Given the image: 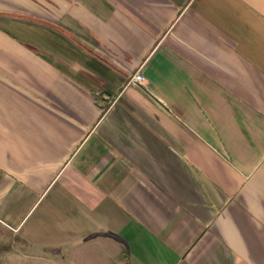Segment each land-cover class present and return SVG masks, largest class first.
I'll return each instance as SVG.
<instances>
[{"label":"crops","instance_id":"obj_1","mask_svg":"<svg viewBox=\"0 0 264 264\" xmlns=\"http://www.w3.org/2000/svg\"><path fill=\"white\" fill-rule=\"evenodd\" d=\"M0 264H264V0H0Z\"/></svg>","mask_w":264,"mask_h":264},{"label":"built area","instance_id":"obj_2","mask_svg":"<svg viewBox=\"0 0 264 264\" xmlns=\"http://www.w3.org/2000/svg\"><path fill=\"white\" fill-rule=\"evenodd\" d=\"M130 83L143 85L144 84V77L139 70L135 71L134 74L129 79Z\"/></svg>","mask_w":264,"mask_h":264}]
</instances>
